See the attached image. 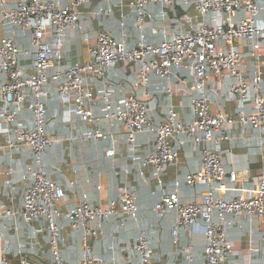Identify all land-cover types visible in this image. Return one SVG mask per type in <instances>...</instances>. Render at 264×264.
<instances>
[{
	"label": "built area",
	"instance_id": "2783aa9c",
	"mask_svg": "<svg viewBox=\"0 0 264 264\" xmlns=\"http://www.w3.org/2000/svg\"><path fill=\"white\" fill-rule=\"evenodd\" d=\"M89 3L90 0H72L70 4L62 0H19L11 5L0 1V25L7 22L21 31L30 46L25 54L32 63V73L26 74L20 65L23 52L16 39H0V120L4 124L0 134L13 136L16 141L15 144L12 139H6L0 149L17 147L31 156V162L20 174L24 188L21 204L15 210L9 204H0V264H12L10 246L4 243L11 232H20L12 221L20 220L27 227L30 255L37 259L33 262L24 258L21 264H67L61 251L64 228L58 225L59 219H65L74 232L82 231L79 264H105L92 251L90 238L102 234L103 224L109 219L138 217V198L128 187L120 188L118 197L106 206H92L84 197L61 209L59 205L66 200V192L49 176L45 164L49 148L58 143L48 134L46 99L54 93L67 108L63 112L65 123L78 120L86 125V134L81 139L103 140L106 135L96 127L101 118L92 110L95 93L88 87V76L114 79L117 83L120 78L113 71L115 66H124L134 75L133 93L122 99L117 111L107 105L106 118L121 123L134 164L151 168L161 184L159 178L180 161V150L173 144L176 139L201 146V166L187 174L185 184L205 187L202 200L182 202L176 193L164 195L153 211L175 213L176 240L181 232L201 230L206 238L204 264H238L233 260L228 229L235 219L256 218L264 241V175L250 185L240 184L237 172L225 167L222 144L230 139L228 132L233 126L264 135V32L258 25L263 11L260 3L258 0H196L193 9L203 22L195 30L174 34L162 29L161 40L152 43L143 34L147 6L156 4L173 10L176 4L173 0H132L129 5L136 11L135 27L139 31L133 45L126 46L101 30L95 44L88 49V61L68 63L64 52L66 37L70 31L80 29L82 9ZM242 42L249 49L243 48ZM186 68L192 71L194 84L180 85L178 90L192 94L191 120L181 118L175 107L170 106L165 120L154 124L149 118L147 99L161 95L171 98L174 85L181 82L180 72ZM154 76L164 84L152 94L148 87ZM226 81L225 93L237 105L235 114L213 111L212 99L224 93L222 83ZM104 100L109 101L107 96ZM247 104L253 107L251 111L245 108ZM25 112L30 114V125L23 120ZM151 133L154 152L140 158L138 138ZM115 153L111 150L109 156L114 158ZM41 222H45V227L39 225ZM92 223L96 228L90 227ZM45 234L48 262L36 252L38 240ZM135 250L138 255L135 264H160L151 258L145 233L137 237ZM250 253H255L253 245Z\"/></svg>",
	"mask_w": 264,
	"mask_h": 264
},
{
	"label": "crops",
	"instance_id": "0c3cea01",
	"mask_svg": "<svg viewBox=\"0 0 264 264\" xmlns=\"http://www.w3.org/2000/svg\"><path fill=\"white\" fill-rule=\"evenodd\" d=\"M14 5L19 0H0ZM72 0H62L70 4ZM132 0H90L82 9L80 29L72 30L65 40V59L68 63L88 61V49L95 44L96 35L101 30L111 33L119 42L131 46L138 38L139 31L135 27L136 11L130 7ZM175 9L166 10L156 4L147 6V18L143 24V34L149 42L157 43L161 40L160 31L170 30L174 34H188L195 30L203 19L197 17L193 9L196 0H173ZM258 2L262 8L258 25L264 32V0ZM12 37L16 39L23 54L20 65L26 74L32 73V63L25 54L30 46L21 31L15 30L7 22L0 25V39ZM242 47L249 49V45L242 42ZM114 73L120 80H103L95 76H88V87L95 93L92 105L94 113L101 118L96 126L106 138L103 140H83L86 134V125L78 120L73 123L63 121V107L54 93L46 99L48 110V134L58 143L53 144L46 156L45 164L49 176L61 186L67 195L59 207L66 209L84 197L92 206L102 204L106 206L111 199L117 198L119 189L128 187L138 198V217L121 216L118 219H109L103 224L102 234L90 238L89 243L96 256L102 258L105 264H135L138 255L135 242L138 236L145 233L149 238L151 258L160 264H204V250L206 238L201 230L181 232L176 240L173 237L175 227V213H155L154 206L162 196L176 193L182 202L200 201L206 194L202 186H188L185 184L187 174L196 171L201 166V146H196L183 138L176 139L173 144L179 148L181 158L178 164L170 167L166 174L159 178L151 168H143L139 163L134 164L126 145V136L120 122H111L106 118V106L113 111L121 108V101L125 96L133 93L134 75L124 66H115ZM179 84L174 85L171 98L166 96H152L149 103V118L156 125L166 118L170 106H174L179 116L186 121L192 118V94L179 92L180 85L191 87L194 84V75L188 68L180 72ZM2 78L0 76V84ZM164 82L154 76L151 78L148 90L154 93L156 88ZM224 93L212 99L213 111H223L235 114L237 105L227 97V81L222 83ZM263 90H264V58H263ZM208 93L210 89L208 86ZM107 96L109 101L104 100ZM251 111L253 107H245ZM1 109V104H0ZM26 125L31 124L28 112L23 114ZM0 120V128L4 127ZM230 139L222 144L225 167L235 170L239 183L250 185L252 181L264 175V135L250 129H240L237 126L230 128ZM6 139L13 136L0 134V147ZM16 144V141H14ZM115 150V157L109 152ZM154 152V135L145 134L138 138V152L140 158ZM31 162V156L17 147L0 149V204H9L15 210L21 204L24 188L20 174ZM178 184V185H176ZM12 221L20 232H11L4 243L10 246L11 263L21 264L24 258L36 262V257L30 255V242L27 239L28 229L20 220ZM58 225L64 228V242L61 244L62 256L67 264H79L82 259V231L74 232L65 219H59ZM40 226L45 227V222ZM96 228V224H90ZM229 240L234 249V262L238 264H264V241L260 222L256 218L241 217L234 220L228 229ZM16 237V239H15ZM15 239V240H14ZM36 247L44 261L49 260L48 236H41ZM254 246L255 253L251 255L250 248Z\"/></svg>",
	"mask_w": 264,
	"mask_h": 264
},
{
	"label": "water",
	"instance_id": "95a60500",
	"mask_svg": "<svg viewBox=\"0 0 264 264\" xmlns=\"http://www.w3.org/2000/svg\"><path fill=\"white\" fill-rule=\"evenodd\" d=\"M32 264H34V263H32Z\"/></svg>",
	"mask_w": 264,
	"mask_h": 264
}]
</instances>
